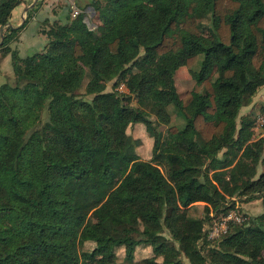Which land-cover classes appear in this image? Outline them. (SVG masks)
I'll list each match as a JSON object with an SVG mask.
<instances>
[{"label":"trees","instance_id":"16d2710c","mask_svg":"<svg viewBox=\"0 0 264 264\" xmlns=\"http://www.w3.org/2000/svg\"><path fill=\"white\" fill-rule=\"evenodd\" d=\"M20 2L0 0L3 53L27 22L9 25ZM90 2L99 36L83 13L67 14L42 29L41 51L12 61L14 84L0 85V264H83L80 235L96 252L125 246L131 256L135 246L153 245L166 264H183L164 227L190 264H264V212H241L244 221H230L206 253L198 247L204 220L187 213L203 202L205 218L209 205L225 215L234 196L264 205V171L255 178L264 139L251 140V124L236 123L247 94L264 83V0ZM204 14L209 35L196 21ZM181 66L195 83L179 96ZM110 81H123L128 93L107 90ZM170 104L183 126L162 137L149 114L168 123ZM135 122L154 131L152 161L122 154ZM117 158L130 167L115 185ZM166 161L174 165L168 177L159 168ZM186 173L193 175L175 186Z\"/></svg>","mask_w":264,"mask_h":264},{"label":"rangeland","instance_id":"374dc122","mask_svg":"<svg viewBox=\"0 0 264 264\" xmlns=\"http://www.w3.org/2000/svg\"><path fill=\"white\" fill-rule=\"evenodd\" d=\"M90 1L91 0H82L80 2L78 1L80 3V5L78 3V6L73 4L76 9H78V14H76L74 17L71 14V12H73V9L71 8L72 4H69L68 8L70 10V17L75 18L80 13H83L84 20L87 23L88 28L92 30L96 36H99L102 33L101 22L98 19L97 12L95 11L94 7L90 4ZM80 8H82V10ZM56 21L63 23L61 20ZM196 21L201 31L205 35H209L210 30L212 29L209 14L198 16L196 18ZM51 24L43 23L42 25H40V32H42V29L50 28ZM18 40L19 34L17 35L15 40L10 42V44L8 45L9 50L7 52L3 53L0 49V85L6 82L9 84H14L15 75L12 65L13 60L21 59L25 56L33 54L34 52L41 51L47 43L48 39L43 32L40 34L34 33V36L32 33V35L28 36V41L26 40L24 42L26 44H23L22 49L19 45H17L18 43H20L18 42ZM30 40H32L34 43ZM41 40H44L43 44L41 43ZM235 43L239 45L240 39H235ZM13 52H15L16 55H13ZM200 60L201 55L198 57V60L194 66L195 71L199 69ZM86 82L87 78L84 77L80 87L76 89V93L85 95L84 93L86 92ZM194 83L195 79L193 78L192 73L186 67L181 66L176 70L174 74V86L179 96H182L186 91L190 90ZM106 88L107 90L113 89L120 93H128V87L123 81H119L117 84H115V81H110L106 84ZM247 95L248 96L245 97V102L242 105L236 119L237 129H239L244 122H248L251 124L250 139L257 140L261 137L264 139V83L258 84L256 89L253 92H249ZM131 104L137 106L135 98L132 99ZM167 111L169 113L168 123H164L163 121L159 120L157 121L156 116L153 113L149 114L150 118L154 122V127L156 128V130L161 132L162 137L167 135L171 126H175L177 128H181L183 126V119L181 115L177 113L173 104L167 106ZM41 117L42 119L46 118L45 110L42 111ZM153 143L154 131L152 129L148 128L145 124L140 122L130 123L126 129L125 144L122 154L124 157L131 156L136 158L137 160L152 161L154 157L152 150ZM262 155L264 157V148ZM263 166L264 160L261 164L257 165L255 178L259 176ZM129 167L130 163H127L125 160H122L120 158L110 160L109 178L113 182V184H119L121 179L128 172ZM173 167L174 165L170 161H166L163 165L159 166L166 177H168V174L170 173V168ZM225 171H227V169ZM212 172H209L210 177L212 175ZM192 175L193 173H186L183 177H181L177 181H174L173 184L177 186L182 181L188 180ZM225 177L227 178L228 176L225 175ZM244 197L239 198L237 196H234L233 198H231L235 202L234 207L225 215L223 213L214 211L209 205V219L205 218L207 215V205L205 203L197 202L187 208L189 217L200 218L204 220L203 230L198 235V247L202 251H204L203 253H206L205 251L208 248L216 245V243L218 242V238L228 230L230 221L235 224H240L244 221V216L241 214V212H246L248 215H259L264 212V205L261 198L249 200V198H247L246 196ZM224 222H226L227 230L225 232H222L220 225ZM161 234L178 250L176 256L177 260H179L183 264H190L187 257L180 250L178 244L171 240L169 232L167 231V229H165V227ZM77 246L78 251L81 255V263L83 264H112L114 262L118 264H141L145 259H150L155 264H166L165 257L158 254L153 245H137L132 250L131 256L128 255V251L125 246H118L114 249V251L110 247H108L102 252H96L94 250L96 243L80 235L77 239ZM206 263L208 264V262Z\"/></svg>","mask_w":264,"mask_h":264},{"label":"crops","instance_id":"0c3cea01","mask_svg":"<svg viewBox=\"0 0 264 264\" xmlns=\"http://www.w3.org/2000/svg\"><path fill=\"white\" fill-rule=\"evenodd\" d=\"M20 1H21L20 4H18L11 10L9 25L18 27L24 23L25 19H27L26 24L19 32L18 42L20 43L18 42H17L18 44L16 43L22 49L23 44H26L24 42L27 40L28 36L32 35V33L33 36L34 33H39V34L42 33L40 32L41 28H39L40 25H42L43 23L51 24L56 20H61L62 22H64L66 20V15L67 14L70 15V10L68 8L69 4H74L78 6V3L82 0H36V1L20 0ZM80 9L82 10V8ZM2 34H3V28L0 26V44L2 42ZM30 41L33 42L32 40ZM41 43L43 44L44 40H41ZM263 160L264 157L262 155L258 164H261ZM263 171H264V166L262 167L261 172Z\"/></svg>","mask_w":264,"mask_h":264},{"label":"built area","instance_id":"2783aa9c","mask_svg":"<svg viewBox=\"0 0 264 264\" xmlns=\"http://www.w3.org/2000/svg\"><path fill=\"white\" fill-rule=\"evenodd\" d=\"M71 8L73 9V12H71L72 16L74 17L76 14H78V9L72 4ZM220 228L222 229V232H225L227 230L226 228V222L220 225Z\"/></svg>","mask_w":264,"mask_h":264},{"label":"water","instance_id":"95a60500","mask_svg":"<svg viewBox=\"0 0 264 264\" xmlns=\"http://www.w3.org/2000/svg\"><path fill=\"white\" fill-rule=\"evenodd\" d=\"M36 1V0H35ZM1 33H2V31H1Z\"/></svg>","mask_w":264,"mask_h":264}]
</instances>
